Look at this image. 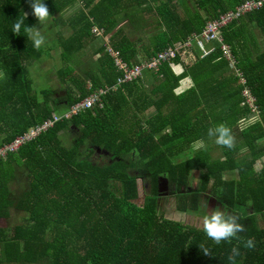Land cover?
<instances>
[{
  "label": "trees",
  "instance_id": "trees-1",
  "mask_svg": "<svg viewBox=\"0 0 264 264\" xmlns=\"http://www.w3.org/2000/svg\"><path fill=\"white\" fill-rule=\"evenodd\" d=\"M127 1L102 0L92 9V16L74 17L68 23L78 37H93L95 27L109 34L118 25L114 14L129 9ZM132 1L142 14L130 18L144 28L145 15L152 12L158 32L151 37L144 32V37L137 38L145 42L141 48L125 29L114 34L112 46L130 65L202 35L209 21L223 12L262 0ZM27 3L0 0V71L5 73L0 79V136H7L0 148L53 119L61 104L72 107L100 88H112L121 75L106 54L100 58L103 73L79 74L69 63L76 54L83 62L86 48L69 44L61 55L64 68L58 71L66 94L55 98L60 90H45L41 102L27 64L40 59L43 49H34L23 29L21 36L11 31L22 11L27 13ZM47 5L51 11L63 7L55 0H48ZM177 7L183 8V14ZM25 24L35 27V17L27 16ZM249 25L259 31V38L253 31L247 37ZM223 36L233 49L235 65L226 58L220 42L207 44L208 50L214 49L208 56L192 43L188 48L192 63L185 65L186 59L177 54L158 71L150 72V80L143 81V77L118 86L104 96L103 108L58 123L0 162V220L8 219L13 208L28 216L24 224H0V264H231L233 246H239L241 252L236 264H264V225L257 218L264 217V167L257 170L264 158V146L259 147L264 142V49L260 46L264 3L225 28ZM238 73L244 76L245 85ZM190 78L194 86L183 91L181 82ZM147 85H151L149 90H145ZM246 89L256 100L259 120L244 129L243 145L231 151L220 146L225 153L221 159L205 150L183 158L194 140L211 141L209 127L225 123L234 132L252 117L243 95ZM150 109L155 114L148 117ZM71 127L81 131V136L66 147L60 137ZM105 152L111 158L102 164L98 159L107 160ZM24 166L29 170L28 188L18 196L13 185L20 180ZM194 172L202 173V181L201 187L192 189ZM161 175L180 194L181 213L197 212L203 195L215 196L225 209L240 216L247 228L240 235L245 240L254 238L255 248L246 249L237 240L217 245L203 228L166 219L159 212ZM139 178L151 182L144 204L138 203ZM201 243L212 249V257L201 253Z\"/></svg>",
  "mask_w": 264,
  "mask_h": 264
},
{
  "label": "crops",
  "instance_id": "crops-1",
  "mask_svg": "<svg viewBox=\"0 0 264 264\" xmlns=\"http://www.w3.org/2000/svg\"><path fill=\"white\" fill-rule=\"evenodd\" d=\"M47 1L48 0H43V2L46 4V6L49 9V5H47ZM56 2H59L60 4L63 5L61 10H55V11H51V9H49L50 14L52 15V17H50L49 21L47 22L46 26H39L37 27V19L35 18V27L37 29H40L42 31V34L45 36L46 40H48V42L50 43V45L47 47L48 49V53L45 54V49L43 47H41V49H43V56L33 62H28L27 66H29L33 72L31 73L30 69H29V78L32 81V86H33V90L36 94H38V99L42 102L43 101V95L42 92L45 90H60L61 94L59 95H55L54 97H64L65 96V92L62 89V85L60 83L59 80V76H58V71L62 68H64V62L62 60V53L64 51V49L68 46L69 44H72L74 48H78L80 46H83L84 50H86V55H84V59L82 62V59H80L82 56L80 54H76L72 57V61L69 63V65L74 68L79 74L86 76V72H88V74H90L91 76H97V74L103 73V67L104 64L103 62L101 63V56H105V54L107 56H109L111 58V56L109 55V53L107 52V48L111 47L114 48L112 46V38L114 36L115 33H117L118 30L123 29L122 27V21L121 19L123 17H130V15L132 16H139L140 14H142V12L140 11V9L133 4L132 0H128L126 2V5L128 6L129 9L123 10V11H119L116 12V14H114V16H116V18L118 19V25L116 26L115 29H113V31H111L109 34L107 32H105L102 28L99 27H95V29H99L102 30V36H99L97 33L93 32V37H78L77 36V31L72 28L69 23L68 20L71 19L73 20L74 17H84V16H92V9L95 8L96 5H98L102 0H55ZM176 2V0H173ZM27 13L28 16H33L32 15V9L29 6V3H27ZM177 10L180 12V15L183 14V8L181 7H177ZM224 14V12H223ZM155 14H149V15H145V18H147V16H149V18H152ZM203 15L204 16H208V11L206 9L203 10ZM154 18V17H153ZM131 22V20H130ZM140 24L137 22L134 27H135V37L134 34L131 33V35L129 34L130 31H127L125 33L128 34V36L130 37V39H133V41H136V45L138 48H141L143 46V44L145 42L143 41H138L136 40L137 38H141L144 37L143 33L144 32H148V36L147 37H151L153 35H155L158 30L155 28L156 23H153V19H151L150 23H145V27L143 28L142 26H139ZM254 27L253 25H249L248 27H246L245 32H251L254 31ZM124 30V29H123ZM125 31V30H124ZM129 32V33H128ZM260 42H262V40L260 39ZM261 45V44H260ZM105 48V51H102V48ZM116 49V48H114ZM88 56V57H87ZM112 59V58H111ZM193 58L192 55L187 57V62H184V64H189L193 62ZM114 61V60H113ZM115 64V63H114ZM116 66V65H115ZM117 69V67H115ZM177 71L179 68H175ZM118 70V69H117ZM119 71V70H118ZM118 73V72H117ZM121 75H119L118 77H120ZM151 77V76H150ZM148 81L149 76H145L143 78V81ZM89 81H92V78H89ZM102 83H106V79L102 78ZM123 85V84H122ZM120 85V86H122ZM107 86V85H106ZM116 86L117 87V82L115 85H113L112 87ZM194 86V82L193 80L190 79H186L184 82H181V89L187 90L190 89ZM151 88V85H147L145 90H149ZM101 89V88H100ZM66 103L61 104L60 106L56 107V114L57 116L59 115H63L66 112L69 111L70 107L66 106ZM155 114V111H153V109H150V111H148L147 115L148 117H151ZM250 118H252L251 116L248 118V120H250ZM247 119L244 120L239 126H237V128L234 131V135L236 136L237 130H240V136L241 139H238L239 141L237 142L238 144H236V147H241L243 145V138H242V133L244 131V129L252 124H254L257 121L252 120L251 122H249ZM259 120V117H258ZM243 123H245V125H242ZM33 129V128H31ZM29 129V131L31 130ZM28 131V132H29ZM81 136V131H79L78 129H76L75 127H71L70 130L66 133L61 135L60 139L63 140L64 145L66 147L68 146H72V144H74ZM5 138H7V136H0V142H4ZM242 140V141H241ZM242 143V144H241ZM241 144V145H239ZM244 149V150H243ZM241 151H243L244 153L246 152V149L243 148ZM204 150V149H202ZM200 151V150H197ZM99 153V151H98ZM104 156L107 158V161H110V155L105 152ZM224 154L220 157L223 158ZM19 167V166H18ZM26 166H24L21 169H24ZM264 167V158L259 161L258 165H257V170H260ZM20 168V167H19ZM25 172V171H23ZM22 176H19V178ZM232 177V176H231ZM20 182V180L17 181V184ZM23 187L25 185H22ZM15 187V185H14ZM28 188V185H26L25 190ZM25 190L18 192V196H20ZM162 204H166L165 201L162 202ZM162 204L159 205V211L162 208ZM28 216L23 213L22 211L13 208L11 210V216L8 218L9 220H12L13 222L17 219L22 220L23 223L27 220ZM171 219V218H168ZM7 219H1L0 220V224L5 221ZM174 220V219H173ZM22 223V224H23ZM20 225V224H19Z\"/></svg>",
  "mask_w": 264,
  "mask_h": 264
},
{
  "label": "built area",
  "instance_id": "built-area-1",
  "mask_svg": "<svg viewBox=\"0 0 264 264\" xmlns=\"http://www.w3.org/2000/svg\"><path fill=\"white\" fill-rule=\"evenodd\" d=\"M263 3L264 0L256 3L248 2L242 6L237 7L236 9L230 10L226 12V14L221 15L220 18L209 21L202 35H193L191 38H189V41L186 44H176L173 49H168V51L158 54V56L154 57L153 59L145 61L141 64L130 65L122 59L121 54L118 50H115L111 47L107 48V52L114 60V63L119 72H121V76L117 80V87L122 84L138 81L139 79L144 77V74L146 72L155 70L158 71L162 63L173 60L177 54L181 58H185L187 60L188 56H193L188 48H190L192 46V43L195 42L204 52V56H208L214 51V49H207L208 43L213 41L220 42L221 48L224 51L226 58L231 60L233 65H235L236 58L233 54V49L231 46L225 43L223 30L234 21L240 19L243 15L246 14V12L252 11L259 7L261 8L263 6ZM101 31L102 30L95 29L94 33L102 36L103 32ZM238 76L241 78V82L243 83V85H245L246 81L244 79V76L241 73H238ZM117 87L114 86L112 88L106 87L103 89H99L86 99L70 107L69 111L65 114L59 116L56 115L53 119L47 120L44 125L33 128L27 134L18 137L12 144L1 147L0 162L6 160L9 155L18 153L22 148L38 139L40 136L46 134L58 123L70 121L73 118L80 116L82 113L92 111V109L96 107L103 108L104 96H106L111 90H116ZM243 95L246 98L245 104L250 108L252 116L254 117L255 115L259 114L258 108L256 106V100L252 96L250 91L246 89L243 92Z\"/></svg>",
  "mask_w": 264,
  "mask_h": 264
},
{
  "label": "clouds",
  "instance_id": "clouds-1",
  "mask_svg": "<svg viewBox=\"0 0 264 264\" xmlns=\"http://www.w3.org/2000/svg\"><path fill=\"white\" fill-rule=\"evenodd\" d=\"M29 6L32 9V15L37 19L38 23L43 27L47 25L52 15L49 12L48 7L43 0H28ZM23 16L14 21L11 31L16 36H21L23 29V35L28 40L32 41L33 47L36 50H40L46 43V38L42 34L40 29L36 27H30L25 24V20L28 13L23 12ZM5 78V73L0 71V79ZM207 137L214 139L216 145L226 148L228 150H234L237 144V138L234 135L233 129L225 123H220L214 127H209L207 130ZM194 151L206 149V143L204 139H197L192 142L191 145ZM208 208V203L205 204ZM240 216L229 212L227 209L215 208L208 211V214L203 219V232L206 236L212 240L215 244L219 245L222 241L231 243L232 240L240 241L244 248L254 249V238L244 239L240 233L246 232L247 228L244 224L240 223ZM201 253L204 256L212 257V249L206 247L203 243L198 244ZM239 246H233L231 249V255L229 260L231 264H236V257L240 256Z\"/></svg>",
  "mask_w": 264,
  "mask_h": 264
},
{
  "label": "rangeland",
  "instance_id": "rangeland-1",
  "mask_svg": "<svg viewBox=\"0 0 264 264\" xmlns=\"http://www.w3.org/2000/svg\"><path fill=\"white\" fill-rule=\"evenodd\" d=\"M146 19H148V21H145L146 23L151 22V19L149 17ZM152 19L154 21V18H152ZM130 20H131V22H130ZM121 21H122L121 23L123 26L122 28L125 29L126 32L130 31V33L128 32L130 35H131V33H133L134 37H135L136 33H135L134 25L138 22V20L136 18L123 17L121 19ZM37 25H38L37 27L41 26L39 23H37ZM253 34L255 35L256 38H259L260 33L256 29H254ZM246 35L248 38L250 37L248 33ZM260 44H261L260 46L264 49V41L260 42ZM49 45H50V43L48 42V40H46L45 45L42 46L45 49L44 50L45 54L48 53L47 47ZM28 68L30 69V71L32 73L33 70L29 66H28ZM151 72L155 73L156 70L151 71ZM149 73L150 72H148L145 76H149V78H152V75H150ZM258 117H259V114L255 115L254 117L252 116V118H250V120H248V119L247 120L249 122H251L252 120L258 121ZM242 125H245V123H243ZM236 138H237V142L239 141L238 139H241L240 130H237ZM205 143H206V149H204V150L207 151L211 155V157H213L214 159H220V157L223 154H225L223 149L220 148V146L215 144L214 139H211V141L206 140ZM241 144H239V145H241ZM263 146H264V142L262 140L261 142H259V147L262 148ZM242 152L243 151H241V153ZM195 153H197V151H194L193 149H191L188 153H186L183 156V158H185V159L191 158L194 156ZM132 156H134V155H132ZM130 157H131V155H130ZM98 161H101L102 164L107 162V160L105 158L98 159ZM130 169H132V168H130ZM27 170H28L27 167L22 169V171H21L22 177H20V182L18 184H15V187L13 185V191H15L17 194H18V192L25 190L26 185H28L27 184ZM23 171H25V172H23ZM201 174H202L201 172H194L191 183H190V188L195 189V188L201 187V181H202L201 180ZM160 177L162 180H160L158 189L162 194H160L159 205H161L163 201H165L166 204H162V208L160 209L159 212L166 219L171 218V219H174V220L181 222L185 225L203 228V219L208 214V211H211L217 207H219L221 209L224 208V205L219 200H217L215 198V196L210 195V196L205 197L203 195L202 202H201L202 204L200 205V210H198L197 212H192V213H181L180 212L181 211V209H180V206H181L180 194L175 193L174 184L167 181L165 179L166 176H165V178H163L164 176H162V175ZM138 183H139V194H140L139 198H138V203L144 204L145 198H146L147 194L150 193V190H151V182L148 179L143 180V179L139 178ZM22 185H25V186L23 187ZM206 203H208V208L205 207ZM249 212H251V210H249ZM257 218H258L259 225L262 227L264 225V217L262 215H260ZM22 223H23L22 220L18 221L16 219L13 222L12 220L7 219V220L3 221L1 223V225L5 226V227H12V226H16V225H19Z\"/></svg>",
  "mask_w": 264,
  "mask_h": 264
}]
</instances>
